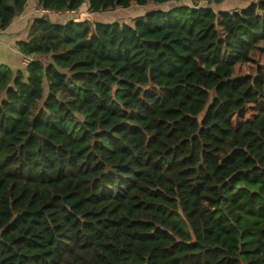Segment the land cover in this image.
Returning <instances> with one entry per match:
<instances>
[{
	"label": "trees",
	"instance_id": "16d2710c",
	"mask_svg": "<svg viewBox=\"0 0 264 264\" xmlns=\"http://www.w3.org/2000/svg\"><path fill=\"white\" fill-rule=\"evenodd\" d=\"M37 2L173 7L30 21L48 63L0 66V264H264V0ZM27 5L0 0V32Z\"/></svg>",
	"mask_w": 264,
	"mask_h": 264
},
{
	"label": "rangeland",
	"instance_id": "374dc122",
	"mask_svg": "<svg viewBox=\"0 0 264 264\" xmlns=\"http://www.w3.org/2000/svg\"><path fill=\"white\" fill-rule=\"evenodd\" d=\"M31 2L33 0H30ZM190 5L193 7L197 5L198 7L204 8H212L216 12H232L236 10H244L251 6L252 4L256 3V0H221L220 3H215V0L212 2L203 1L198 2L197 0H189ZM188 2V0H186ZM176 5V4H175ZM178 5V4H177ZM28 6V5H27ZM173 6L170 4L166 5H158L154 3H150L144 7H132L130 9H119L113 13H90L87 10L79 13L78 16L74 17V15L70 16H62L59 18H50L52 22H67L69 19H76V20H83L88 17V21L91 23H102V24H111V23H126L132 25V21L138 17L144 16L147 13L155 10H163L168 11L172 9ZM176 7V6H175ZM257 58L260 61L261 69L264 73V43L259 47L257 51ZM46 59V58H45ZM44 60V59H43ZM24 67V66H23ZM250 72L246 67H237L235 71V76H246L249 75ZM183 226H186L184 222H182Z\"/></svg>",
	"mask_w": 264,
	"mask_h": 264
},
{
	"label": "crops",
	"instance_id": "0c3cea01",
	"mask_svg": "<svg viewBox=\"0 0 264 264\" xmlns=\"http://www.w3.org/2000/svg\"><path fill=\"white\" fill-rule=\"evenodd\" d=\"M186 3L189 5L190 1L188 0ZM37 6H39L37 0H33L32 2L28 0V6L24 13L16 18L6 31L0 32V66H8L16 72L26 71V68L22 65L23 55L18 50L17 44L27 36L29 23L33 19L31 10ZM83 11L74 12L72 15L76 17ZM87 19L88 17L85 18V20Z\"/></svg>",
	"mask_w": 264,
	"mask_h": 264
},
{
	"label": "built area",
	"instance_id": "2783aa9c",
	"mask_svg": "<svg viewBox=\"0 0 264 264\" xmlns=\"http://www.w3.org/2000/svg\"><path fill=\"white\" fill-rule=\"evenodd\" d=\"M74 14V12H57V11H51L47 10L41 6H37L31 10V15L33 19H45V20H50V18H59L62 16H69ZM44 59V60H43ZM39 62L43 64H47L48 60L45 59L42 56H23L22 59V65L27 68L29 67L32 63Z\"/></svg>",
	"mask_w": 264,
	"mask_h": 264
},
{
	"label": "water",
	"instance_id": "95a60500",
	"mask_svg": "<svg viewBox=\"0 0 264 264\" xmlns=\"http://www.w3.org/2000/svg\"><path fill=\"white\" fill-rule=\"evenodd\" d=\"M221 0H215V3H220Z\"/></svg>",
	"mask_w": 264,
	"mask_h": 264
}]
</instances>
